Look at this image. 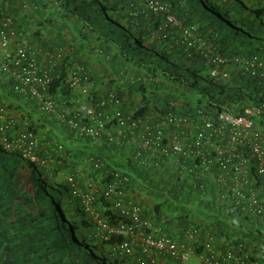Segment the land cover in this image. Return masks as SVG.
Returning <instances> with one entry per match:
<instances>
[{
	"label": "trees",
	"instance_id": "1",
	"mask_svg": "<svg viewBox=\"0 0 264 264\" xmlns=\"http://www.w3.org/2000/svg\"><path fill=\"white\" fill-rule=\"evenodd\" d=\"M33 1L36 8L24 7ZM179 1L186 16L183 28L169 21L168 11L152 10L147 3L143 8L135 0H7L0 2V17H11L17 37L54 60L49 90L61 105L79 98L96 103L111 91L121 101L117 108L142 117L197 108L210 116L222 109L241 113L249 103H260L264 77L244 73L235 58L264 56V0ZM23 9H29L26 15ZM43 29L56 36L44 37ZM186 31L192 33L191 46ZM216 57L226 62L218 65ZM227 65L229 78L210 74L211 68L222 71ZM78 67L89 78L87 94L70 85ZM112 105L107 112L113 117ZM0 111L11 113L0 116V124L12 121L0 137V264H115L109 244L122 255L115 246L123 235L97 229L66 200L70 184L55 185L56 175L80 159L104 173L101 188L116 174L128 176L124 185L143 206L142 216L156 228L163 217L160 233L186 242L196 255L206 254L207 244L218 255L235 250L251 259L264 249V213L237 212L218 196L215 184L205 194L199 188L203 180L167 165L140 167L126 147L107 137L95 141L78 134L44 111L38 99L16 91L1 69ZM258 123L264 127V117ZM24 131L34 133L36 160L25 156L19 141ZM96 160L104 163L102 169L95 168ZM98 193L102 218L128 221ZM59 235L69 242L59 241ZM134 253L138 260L142 246Z\"/></svg>",
	"mask_w": 264,
	"mask_h": 264
},
{
	"label": "built area",
	"instance_id": "2",
	"mask_svg": "<svg viewBox=\"0 0 264 264\" xmlns=\"http://www.w3.org/2000/svg\"><path fill=\"white\" fill-rule=\"evenodd\" d=\"M145 3L155 11L167 9L162 0H145ZM28 6L36 8L37 4L35 1L31 4L24 2V7ZM168 19L175 21L172 14L168 15ZM186 34L188 45H193L192 33L186 31ZM15 38L17 33L12 27L11 17H0V69L13 79L16 91L38 99L44 111L55 114L58 120L67 123L82 136L95 141L107 137L118 146L126 147L140 167L171 166L179 174L203 180L199 188L205 194L210 189L209 185L215 184L218 196L227 200L229 207L237 212L254 216L264 213V128L258 123V119L264 117V99L245 107L241 113L222 109L215 116H210L202 108L194 112L168 111L147 117L126 115L121 108H117L121 101L112 91L96 103L79 98L61 105L49 90L54 60L48 66L42 65L36 56V49L25 37L18 38V48L12 50L11 43ZM235 60L241 63L244 73L264 77V56L236 57ZM215 62L219 65L226 60L216 57ZM210 74H222L224 78L230 76L226 69L220 71L218 67L211 68ZM69 80L73 88L82 90L84 94L89 92V78L83 75L81 67L71 72ZM110 104L116 107L113 117L107 112ZM11 122L10 119L0 124V137H4ZM114 127H117L115 135ZM19 141L25 147V156L36 160L32 154L34 133L22 132ZM94 165L101 169L104 163L96 160ZM67 180L72 194L80 195L75 177L70 174ZM128 181V176L116 174L101 192L111 202L113 210L128 221L110 223L96 213L97 229L123 235L115 248L125 256L134 254L132 238L139 237L143 255L138 258L137 264H185L191 256L187 243L169 235H156L150 230L149 221L142 216V205L125 199L127 188L124 184ZM88 185L97 191L94 180ZM94 196L93 193H86L84 202L92 204ZM206 249L207 253L201 258L207 264H248L249 261L246 252L238 255L235 250H227L218 252V255L210 244L206 245ZM258 256L264 260V250L259 251Z\"/></svg>",
	"mask_w": 264,
	"mask_h": 264
},
{
	"label": "crops",
	"instance_id": "3",
	"mask_svg": "<svg viewBox=\"0 0 264 264\" xmlns=\"http://www.w3.org/2000/svg\"><path fill=\"white\" fill-rule=\"evenodd\" d=\"M135 1L139 2V6L140 7L145 8V6H146L145 1H143V0H135ZM162 2L167 6L166 11H168L170 14L175 16V22L173 23V24H175L174 26H176V27L177 26H182V28H183V25H184L183 23L186 22V16L184 15L185 10L183 9V4H181L179 0H162ZM27 11L28 10H26V9L22 10V12L25 15L27 14ZM48 30L43 29V31L46 33L44 37H49L50 39L54 38L56 36V33L48 32ZM197 34H198V31H197ZM39 42H41V41L40 40L37 41V45L38 46L40 44ZM38 53H39V55H38ZM43 53H45V52L42 51V49H40V48H39V51L36 50V56H37L38 60L40 61V63L42 65H44V66H48L50 64V62H51V59H48L49 56L46 53L45 54H43ZM40 55H43V57L40 58ZM230 67H231V65H227L224 69H229ZM5 117H6V115H5ZM98 188H101V185L98 186ZM82 190L85 191V192L89 191V189L85 185H82ZM92 191L96 194V199L94 201L95 202V207L97 209H99V210H103L101 205H100V202L97 200V197L99 196L98 189H97V191L95 189L92 190ZM135 195L136 194L130 192L129 190L127 191V196L130 199L138 202V199L136 198ZM66 200L72 204V206L75 208V210L78 213H80L81 215L89 217V214L85 212L86 209H85V206L83 204L84 199H83L82 196H80V195L79 196L78 195L72 196V194L70 193L69 196L66 197ZM153 215H154V213H152V216ZM163 222H164V218L162 217V220L160 221V224H159L161 226L157 227V228L153 226L154 231H156L157 233H160V231H163V229H162ZM111 245L112 244H109V246H108V248H106V250L108 249L109 252L113 255L112 258L115 261V264H137V259H136V257H137L136 254L137 253H134L133 256H124L123 254L122 255L115 254L111 250ZM139 247H140V244L137 243L136 244V251L137 252H139ZM192 256H195L197 259L199 258L200 260H202L200 255H196L193 252H192V254L190 256V259H191ZM169 262L172 263L173 261L169 260ZM198 262H200V261L196 260V259H193L191 262H187L186 264H200Z\"/></svg>",
	"mask_w": 264,
	"mask_h": 264
},
{
	"label": "rangeland",
	"instance_id": "4",
	"mask_svg": "<svg viewBox=\"0 0 264 264\" xmlns=\"http://www.w3.org/2000/svg\"><path fill=\"white\" fill-rule=\"evenodd\" d=\"M29 10V9H27ZM18 45H19V39H14L12 40V43H11V49L12 50H17L18 48ZM254 102H251L249 103L248 105H246L245 107H248V106H252V105H255L253 104ZM244 107V108H245ZM1 112V111H0ZM10 116L11 113L9 112H4V114H1L0 113V116ZM264 128V127H263ZM264 130V129H263ZM72 173L73 176L75 177V180H76V183H77V187H79L80 189V196L84 198L85 194L86 193H94L92 190H94V188H91L88 183L91 181V180H94L96 183H97V188L98 186H100V181L102 179L100 173L98 171L95 172V170L93 169V167L90 165V163L86 162L84 159L83 161L78 160L77 161V164H75L72 169L70 171H61L58 175H56V179H55V185H57L58 188H61L62 187V184L63 183H67L68 180H67V177H68V174ZM69 183V182H68ZM67 183V184H68ZM82 185H85L87 186V188L89 189V191L85 192L82 190ZM71 186V185H69ZM72 196H76V195H72ZM79 196V195H78ZM84 206H85V209L86 211L88 212L89 214V217L91 218V221H94L95 218H96V213L99 211L96 207H95V203L93 202L92 204H88L86 202H83ZM63 229H65V226H63ZM65 234L71 238H73L74 236L68 231H64ZM60 236V240L59 241H63L65 240L66 242H69L70 238L68 237H62V235H59ZM74 239V238H73ZM78 240L80 241V243L83 242V238L80 236L78 237ZM73 247L75 246H78L75 242V240H73ZM82 249H86L85 245L83 246ZM63 255H64V252H63ZM65 256L67 257V253H65ZM193 259H196V260H199L200 264H206L205 262H203L202 260H200L199 258L197 259L195 256H192L191 259L188 261V262H191Z\"/></svg>",
	"mask_w": 264,
	"mask_h": 264
},
{
	"label": "clouds",
	"instance_id": "5",
	"mask_svg": "<svg viewBox=\"0 0 264 264\" xmlns=\"http://www.w3.org/2000/svg\"><path fill=\"white\" fill-rule=\"evenodd\" d=\"M15 39H18V37L17 38H15ZM51 55H53V54H51ZM62 122V121H61ZM90 138V137H89ZM95 166V165H94ZM96 168V167H95ZM96 169H98V168H96ZM102 169V168H101ZM100 173V175H101V177H103V175H104V173L103 172H99ZM70 174H72V173H70ZM70 174H68V175H70ZM73 175V174H72ZM96 183V182H95ZM70 184V183H69ZM96 186H97V183H96ZM71 187V186H70ZM98 189V191L101 193L102 192V190L104 189V188H97ZM102 189V190H101ZM96 190V189H95ZM101 190V191H100ZM70 191H71V188H70ZM127 191H128V189H126V197H125V199H126V201H128V202H131V203H138V204H140L141 205V203L140 202H136V201H134V200H132V199H130L128 196H127ZM71 194H72V192H71ZM95 196H96V194L95 193H93ZM72 195H74V194H72ZM94 196V197H95ZM96 199V198H95ZM95 199H94V201H95ZM93 201V202H94ZM142 208H143V206H142ZM97 213H100V211H98ZM146 219V218H145ZM147 221H149L148 219H146ZM95 221V220H94ZM149 223H150V226H151V231L152 232H154L156 235H167V234H161V233H157L156 231H154V229H153V226H152V224H151V222L149 221ZM139 236V235H138ZM132 240H134V248H135V250H136V244L137 243H139L140 244V238L139 237H134V238H132ZM188 245V244H187ZM188 247H189V245H188ZM190 248V247H189ZM261 250H264V249H261ZM261 250H259V251H261ZM259 251L257 252V254L255 255V258L254 259H251L250 257H249V261H248V264H264V260H262L259 256H258V253H259ZM191 254H192V250H191ZM134 255V254H133ZM133 255H131V256H133ZM125 256V255H124ZM201 257V256H200ZM189 259H190V257H189ZM189 261V260H188ZM187 261V262H188ZM203 261V260H202ZM186 262V263H187ZM185 263V264H186ZM207 264V263H206Z\"/></svg>",
	"mask_w": 264,
	"mask_h": 264
}]
</instances>
